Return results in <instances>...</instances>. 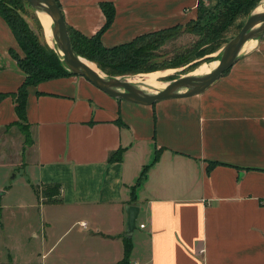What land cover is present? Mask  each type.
<instances>
[{"label": "crops", "instance_id": "1", "mask_svg": "<svg viewBox=\"0 0 264 264\" xmlns=\"http://www.w3.org/2000/svg\"><path fill=\"white\" fill-rule=\"evenodd\" d=\"M60 1L67 25L87 36L106 21L103 0ZM105 1L115 16L101 41L111 46L189 21L200 0ZM13 47L23 54L0 14V91L10 93L0 100V228L23 166L39 197L29 233L39 245L19 250L7 232L0 264H117L126 237L129 264H264V47L205 90L151 104L78 73L29 84L27 134L11 94L26 77ZM47 183L61 184L50 198ZM129 203L139 208L131 234Z\"/></svg>", "mask_w": 264, "mask_h": 264}, {"label": "trees", "instance_id": "2", "mask_svg": "<svg viewBox=\"0 0 264 264\" xmlns=\"http://www.w3.org/2000/svg\"><path fill=\"white\" fill-rule=\"evenodd\" d=\"M205 1H199L197 16L185 23L140 33L129 41L108 46L102 43L101 35L112 22L115 10L112 2L103 0L101 5L106 12V21L101 29L87 36L79 29L67 25L71 44H73L78 53L92 61H96L101 70L109 74L116 75L123 71L144 70V72H154V70L169 69L168 67L161 68L150 64V59L154 55H158L159 51H163L166 42L174 41L184 32L195 34L190 44L173 53V58L175 59L180 58L191 61L196 57L213 52L233 35H229V29L234 24L235 19L241 14L249 13L253 5L258 2V0H217L215 4L208 6L204 4ZM22 2V0H0V14L9 23L11 30L16 35L18 45L23 50V54H20L15 47L10 50L26 76L19 88L14 93L11 92V94L15 95L16 111L20 118L18 122L27 134L29 131L28 122L26 121V101L29 84L73 72L61 58V53L57 52L43 36V25L39 16L37 15L36 17L39 26L38 30H35L25 20L21 12L23 8ZM58 2L61 5V1L58 0ZM210 57L206 58V60ZM8 94L10 93L0 91V100ZM121 155L122 151L119 149L109 156V160L119 159ZM47 185H44L41 190L43 196H49L50 198L52 193L50 187L56 190L57 193L60 191V183H47ZM132 245V239L126 237L125 256L117 264H129Z\"/></svg>", "mask_w": 264, "mask_h": 264}, {"label": "water", "instance_id": "3", "mask_svg": "<svg viewBox=\"0 0 264 264\" xmlns=\"http://www.w3.org/2000/svg\"><path fill=\"white\" fill-rule=\"evenodd\" d=\"M34 8L44 9L52 16L51 30L53 38L59 48L62 49L61 58L65 61L67 67L73 72L84 75L91 80L96 86L107 91L109 94L125 98L131 101L143 103H154L157 100L166 99V97H181V95H192L208 88L211 83L218 80L225 71L230 68L242 55L240 53L243 44L254 37L263 38L264 35V11H253L246 18L243 26L226 42L223 49L214 54L206 61L218 60V64L204 74H181L178 77L170 79L165 87L155 92L140 87L135 81L128 78H122L120 75L109 74L103 70L96 71L90 64L82 59L73 44L65 14L58 0H28ZM46 32V31H45ZM100 68V67H99ZM167 76V74L165 75ZM163 76V77H165ZM128 211L127 217V234H131L136 228V218L139 208L133 203L126 206Z\"/></svg>", "mask_w": 264, "mask_h": 264}, {"label": "rangeland", "instance_id": "4", "mask_svg": "<svg viewBox=\"0 0 264 264\" xmlns=\"http://www.w3.org/2000/svg\"><path fill=\"white\" fill-rule=\"evenodd\" d=\"M23 8L21 10L22 15H24L25 20L28 21V23L36 30L39 29L38 21H37V15L38 13L35 12V8L28 2V0H22ZM217 0H206L204 2L205 5H212L215 4ZM261 2V0H258V2L253 5L252 10L249 13L241 14L238 16V18L235 19L233 22L234 24L230 27L229 35H234L239 31V29L243 26L246 18L249 14H251L253 11H258L256 6ZM206 10V9H205ZM36 13V14H35ZM43 36L47 38L46 32L44 30V27L42 29ZM232 35V36H233ZM195 34L184 32L177 39L174 41H168L164 44L163 51H159L158 55H154L152 59H150V64L156 66L165 68L168 67L169 69H172L173 72L167 74L165 77H161V81L169 82L170 79L174 77H178L181 74H187L191 73L195 70V68L202 62L206 61V58L213 56L214 54H217L220 52L226 42L216 49L213 52H209L206 55H203L201 57H196L191 61H187L186 59H175L173 58V53L177 50L185 47L186 45L190 44ZM230 36V37H232ZM43 38V37H42ZM48 41V39H46ZM50 45H52L57 52H60L59 45L55 43L54 38L52 40V43L48 41ZM258 47H264V35L263 38L260 39L259 37H254L253 40V46L250 48H247L246 50H241L240 53H242L241 57L252 54L255 50V48ZM83 56V55H82ZM85 57V56H83ZM86 58V57H85ZM89 59V58H87ZM90 60V59H89ZM92 61V60H91ZM94 62L97 66L98 64L96 61ZM99 67V66H98ZM215 67V66H214ZM101 69V68H100ZM169 69H161V70H169ZM228 71V70H227ZM140 72L145 73L144 70L139 71H123L122 73L116 74L120 75L122 78H136L140 75ZM225 74V73H224ZM136 75V76H135ZM166 75V74H165ZM132 81V80H131ZM134 82V81H133ZM137 82V81H136ZM138 85L141 87V83L137 82ZM144 88V87H143ZM148 88V89H147ZM146 90L150 92V90L154 89L153 86L147 87ZM145 89V88H144ZM161 89V88H158ZM27 160V158H26ZM17 172V175L15 178H11V181L14 183L13 188L10 190V193H7L5 197V201L7 202V211L8 216L4 218V221L6 223V228L2 232L0 228V257L4 258V252L6 245L10 246L13 245V242L15 245H17L19 250H24L27 253L31 252L34 253L35 249L38 247L39 242L38 238L36 236H30L29 233L30 230L37 225L38 220L40 219L39 216V197L36 196L37 193L33 191L32 186V180H33V174H31L29 169L24 168L23 166L20 167V170H15ZM13 179V180H12ZM35 192V193H34ZM18 202L25 203L26 206L19 207L17 206ZM20 208V209H19ZM27 210L28 213L25 214L20 210ZM18 212H14V211ZM12 232L15 235V238L12 242L11 238L7 236V232ZM5 232V233H4ZM6 235V236H5ZM17 237V238H16ZM16 246V247H17ZM18 250L17 248H15ZM18 250V252H19ZM21 252V251H20ZM21 257V256H20Z\"/></svg>", "mask_w": 264, "mask_h": 264}, {"label": "bare ground", "instance_id": "5", "mask_svg": "<svg viewBox=\"0 0 264 264\" xmlns=\"http://www.w3.org/2000/svg\"><path fill=\"white\" fill-rule=\"evenodd\" d=\"M257 10L259 11H264V0H261V2L256 6ZM36 13H38V16L40 18V21L46 31V35L49 42L52 43L53 40V32L51 30V24H52V16L51 14H49L47 11H45L44 9H39V8H35L34 9ZM253 40L254 39H249L247 40L241 50H246L247 48H250L251 46H253ZM60 50L62 51V49L60 48ZM82 59H84L88 64H90L96 71L101 72V69L91 60L83 57L81 55ZM218 60H210V62L208 61H204L202 63H200L194 71H192V74L198 73V74H204V73H208L210 72V70H212V68H214V66H216L218 64ZM173 70L169 69V70H154V72H145V73H141L140 75L136 78H130V80L132 81H137L140 82L142 85L141 87H144L145 89L147 87L153 86L154 89L150 90L151 92H155L158 90V88H163L165 87V84L168 82H164L161 81L163 79H161L162 76H165V74H169L172 73ZM136 76V75H135ZM148 89V88H147Z\"/></svg>", "mask_w": 264, "mask_h": 264}, {"label": "built area", "instance_id": "6", "mask_svg": "<svg viewBox=\"0 0 264 264\" xmlns=\"http://www.w3.org/2000/svg\"><path fill=\"white\" fill-rule=\"evenodd\" d=\"M263 202H264V199H263ZM142 225H144V223H142Z\"/></svg>", "mask_w": 264, "mask_h": 264}]
</instances>
